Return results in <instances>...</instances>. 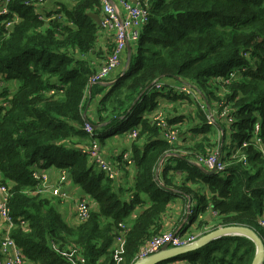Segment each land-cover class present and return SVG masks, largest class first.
Segmentation results:
<instances>
[{
    "label": "trees",
    "instance_id": "16d2710c",
    "mask_svg": "<svg viewBox=\"0 0 264 264\" xmlns=\"http://www.w3.org/2000/svg\"><path fill=\"white\" fill-rule=\"evenodd\" d=\"M49 1L13 0L0 17V184L11 195L10 237L24 264H134L164 233L177 200L176 224L186 219L172 232L180 239L243 226L264 245V156L255 142L264 147V0H142L149 22L109 87H88L99 68L85 58L98 55L102 29L89 15L100 18L99 1L52 0L51 9ZM182 84L191 95L172 88ZM97 94L91 121L83 112ZM223 111L232 122L219 116ZM158 112L176 133L173 142L154 121ZM131 132L110 180L90 157L91 143ZM215 152L226 167L207 175L197 158ZM126 153L131 187L121 185ZM51 169L90 199L86 220L69 224L55 198L34 194L32 171ZM255 254L249 239L223 236L160 264H251Z\"/></svg>",
    "mask_w": 264,
    "mask_h": 264
},
{
    "label": "built area",
    "instance_id": "2783aa9c",
    "mask_svg": "<svg viewBox=\"0 0 264 264\" xmlns=\"http://www.w3.org/2000/svg\"><path fill=\"white\" fill-rule=\"evenodd\" d=\"M12 1L13 0H0V17L10 14L9 5ZM98 1L101 9V25L99 27L110 33L112 39V49L106 56L103 63L99 66L96 73L89 78L88 87L96 85L107 79L111 72H113L120 65L121 56L123 55L125 49L132 43H137L143 28L149 22L148 8L146 2H143L142 0H120L116 4H112L109 0ZM11 24L12 23L10 22H6L5 28L7 29L11 26ZM161 85V83H158L155 87L160 88ZM2 86L3 85L0 81V89ZM177 90L187 95H191L192 93L189 90V86L187 87L183 84L179 86ZM213 116V113L209 114L208 123L214 122ZM219 116L227 118L229 123L232 122V119L228 116V111H223L219 114ZM154 121H156L157 126L162 130L163 136L169 142H173L176 138V133L167 127V124L164 121V116L158 112L154 117ZM258 129L259 127L257 124L254 126V134H257ZM84 130L91 138L94 137V132L91 126L86 124ZM135 136L136 133L131 132L129 138L133 139ZM255 142L259 146L261 154L264 156V147L261 145V142L257 137ZM246 146L247 142L243 140L242 147ZM90 157L94 160V163L97 165L99 170L102 171L108 179L116 181L119 175L117 167L111 165L106 161V159H104V157L100 154L99 144L95 140L91 143ZM123 159L130 164L127 153L123 155ZM239 160H241L243 164H246L247 160L245 156H241ZM196 163L203 166L205 170L214 171L215 173H222L226 167V164L221 160L219 154L216 152L207 155L206 157H198ZM32 178L37 183L34 194H39L49 198H59L62 200H66L68 198L67 194L61 190L62 179L65 178V174L63 172L61 173L60 180H56L53 183L49 182V177L46 173L38 170L32 171ZM10 196L9 189L5 185L0 184V217L7 222L9 227L8 231L0 239V264H24L21 250L10 237V231L13 228L8 208ZM75 215L77 221L79 222L88 218L89 209L84 200L79 201L75 205ZM258 224L264 227L263 220H260ZM118 229L120 233L116 238V244L122 247L123 235L121 232H124L125 227L123 224H120ZM194 241H196L195 237L180 239L176 236V233L172 232L156 235L145 245L140 254L137 256L136 261L143 260L159 252L163 248L186 246Z\"/></svg>",
    "mask_w": 264,
    "mask_h": 264
},
{
    "label": "crops",
    "instance_id": "0c3cea01",
    "mask_svg": "<svg viewBox=\"0 0 264 264\" xmlns=\"http://www.w3.org/2000/svg\"><path fill=\"white\" fill-rule=\"evenodd\" d=\"M112 4H116L118 3L120 0H109ZM48 5V6H47ZM49 7V9H51L52 7L55 8V4H53V1L50 0L49 4H45V7ZM112 39H111V35L110 33H108L107 31L104 30H100L98 31V37H97V50L96 52L98 53V55L92 54V55H87L85 56V58L90 62V64L92 66H94L95 69H97L99 67V65H101L103 63V61L105 60L106 56L108 55V53L110 52L108 49L111 48V44H112ZM135 50V46L133 45H129L123 55L121 56V62L120 65L113 71L111 72V74L107 77V79L105 81H103L101 83L100 86H104V87H109L118 77H120L123 72L125 71L127 64L130 60V56L132 53H134ZM123 59V60H122ZM179 87V85H173L172 88L177 89ZM107 91L104 90V92ZM102 92V93H104ZM102 98V94H97L94 96V98L90 101L87 102L84 108V117L91 121H95L96 119V108L98 105V101ZM163 106V105H162ZM170 107V105H166V109H168ZM130 138L128 137V135H122V136H113L108 138L104 144H99V151L100 154L104 157V159L108 160V161H113L115 162V158L118 157V155H120V153H122L124 150L128 149L129 145H130ZM49 175V182H55L56 180L59 181L61 178V173L58 170L55 169H51L48 172ZM124 173H127L124 176ZM132 170L131 167L126 168L125 170H122L120 172L122 181H121V185H124V179L126 181L125 186L126 187H131L132 186ZM61 190L62 192L66 193L68 196V202L69 203H64V200L59 199V198H55L53 200H55V204L56 207L58 209V211L62 214V216H64V218L66 219V222L69 224H75L76 223V215H75V205L81 201L84 200L85 202L88 203L87 206L93 205L92 203H90V199L86 198L84 195H82V192L80 191V189L74 185H72V183H70L68 180H66V177L64 179H62V184H61ZM66 201V200H65ZM180 203L177 201H175L172 205H170L169 209H170V217L166 219V225L163 228V232L167 233V232H173L177 226L178 228H180L181 226H183V224L185 223L186 219L183 220L182 225L180 226L179 224L177 225V218H178V214L180 211ZM8 225L7 222L2 219L0 217V239L1 237L8 231ZM208 230V229H207ZM200 232H196V236H199ZM200 237V236H199ZM198 237V238H199ZM168 264H180V261H174L172 263H168Z\"/></svg>",
    "mask_w": 264,
    "mask_h": 264
},
{
    "label": "water",
    "instance_id": "95a60500",
    "mask_svg": "<svg viewBox=\"0 0 264 264\" xmlns=\"http://www.w3.org/2000/svg\"><path fill=\"white\" fill-rule=\"evenodd\" d=\"M98 26L101 25V21L98 15L90 14ZM129 63V62H128ZM84 116V114H83ZM204 172L207 175H212L214 171H207L204 169ZM188 215V214H187ZM223 236H242L249 239L252 243H254L256 248V254L251 264H261L264 256V245L261 239L257 236V234L243 226H227V227H219L214 231H210L202 236H200L193 243L176 247V248H163L159 252L143 259L140 261L134 262V264H160L162 262L175 259L178 257H182L184 255H188L189 253L198 250L208 244L209 242L216 240Z\"/></svg>",
    "mask_w": 264,
    "mask_h": 264
},
{
    "label": "rangeland",
    "instance_id": "374dc122",
    "mask_svg": "<svg viewBox=\"0 0 264 264\" xmlns=\"http://www.w3.org/2000/svg\"><path fill=\"white\" fill-rule=\"evenodd\" d=\"M131 45H133V46H135L136 44H131ZM12 89H13V86H12ZM234 145H235V143H234ZM233 147H235V146H233ZM239 158V156L238 155H236V154H233V156H231V159H238ZM123 160V162H126L124 159H122ZM239 160V159H238ZM108 163H110L111 165H113V166H116V167H118L119 166V164H117V162L115 161V162H113V161H108V160H106ZM127 163V165L128 166H126V168H128V167H130V164H128V162H126ZM115 181V180H114ZM125 183H126V181L124 180V186H125ZM68 198L66 199V201L64 200V203L66 202V203H69L68 201ZM177 222H178V220H177ZM263 239H264V236H263Z\"/></svg>",
    "mask_w": 264,
    "mask_h": 264
},
{
    "label": "clouds",
    "instance_id": "9594fccd",
    "mask_svg": "<svg viewBox=\"0 0 264 264\" xmlns=\"http://www.w3.org/2000/svg\"><path fill=\"white\" fill-rule=\"evenodd\" d=\"M197 240V239H196Z\"/></svg>",
    "mask_w": 264,
    "mask_h": 264
}]
</instances>
